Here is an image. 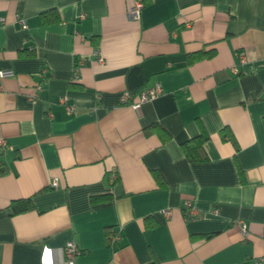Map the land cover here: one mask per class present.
Listing matches in <instances>:
<instances>
[{
	"label": "crops",
	"instance_id": "0c3cea01",
	"mask_svg": "<svg viewBox=\"0 0 264 264\" xmlns=\"http://www.w3.org/2000/svg\"><path fill=\"white\" fill-rule=\"evenodd\" d=\"M135 1L0 0V264H264V0Z\"/></svg>",
	"mask_w": 264,
	"mask_h": 264
},
{
	"label": "trees",
	"instance_id": "16d2710c",
	"mask_svg": "<svg viewBox=\"0 0 264 264\" xmlns=\"http://www.w3.org/2000/svg\"><path fill=\"white\" fill-rule=\"evenodd\" d=\"M43 17H45L43 15ZM51 20L48 17L45 19H43V21H48ZM53 21L56 20V17L54 19H52ZM211 56V53L209 55ZM200 56L195 55V56H189L188 57V62H192L196 59H199ZM153 126V125H152ZM157 127V126H156ZM147 129V128H146ZM162 135L163 141L167 140L170 137V134L167 133L165 130L161 129L159 126L157 128ZM225 130V129H224ZM222 138L223 139H227L233 142V138L232 136L228 133V132H222ZM208 139V135L206 133V131L204 130L203 127H200V131L199 134L196 135L195 137L183 142L181 144V150L184 154V156L186 157V159L188 161L191 162H203L206 160V154L204 152L203 149V144L204 142ZM3 172V170H0V173ZM154 178L157 180V182L159 183V187H164V179L162 178V176L158 173V172H153ZM107 182V180H106ZM111 198V195L109 194H103V195H98V196H93L91 198V201H97V200H108ZM12 212V214H19V213H23V212H27L32 210V202L30 198H22V199H16V200H12L9 203L8 206ZM107 239L110 242L111 241V235L108 233L107 234ZM149 264H159L157 261H153Z\"/></svg>",
	"mask_w": 264,
	"mask_h": 264
},
{
	"label": "built area",
	"instance_id": "2783aa9c",
	"mask_svg": "<svg viewBox=\"0 0 264 264\" xmlns=\"http://www.w3.org/2000/svg\"><path fill=\"white\" fill-rule=\"evenodd\" d=\"M143 6V1L142 0H136L132 7L129 9L127 15L130 19L132 20H137L139 17V12L140 9ZM84 15H80L79 18H83ZM16 20H18V22L24 27L25 26V20L23 18H20L19 16H16ZM12 75L11 71H0V77L3 76H10ZM77 77V76H75ZM36 88H39V86H37ZM161 88L160 86L156 85L154 87H148L143 89L142 91H140L137 94V101L134 103H131L130 106L134 109V110H138L140 105L148 100H153L156 97H158L161 94ZM128 100V95L127 94H123L120 98V103L121 104H126ZM65 98L61 99V102L64 103ZM68 112L71 111V107H67ZM5 146L4 141L0 140V148ZM51 187H56L57 186V180L56 179H52L51 183H50ZM184 215L188 216L191 215L192 213V209L190 207L189 202H185L184 205ZM162 213L165 216H169V212L167 210H163ZM242 235L246 236L247 232H246V225L243 222H238ZM114 239H117V237L115 236ZM81 253L80 249L78 248V246L76 245L75 242L73 241H68L65 243L64 247H63V256H64V260L66 264H74L75 258Z\"/></svg>",
	"mask_w": 264,
	"mask_h": 264
}]
</instances>
